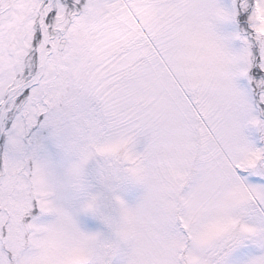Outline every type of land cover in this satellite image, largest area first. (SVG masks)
Masks as SVG:
<instances>
[{
  "label": "snow or ice",
  "instance_id": "1",
  "mask_svg": "<svg viewBox=\"0 0 264 264\" xmlns=\"http://www.w3.org/2000/svg\"><path fill=\"white\" fill-rule=\"evenodd\" d=\"M0 264H264V0H0Z\"/></svg>",
  "mask_w": 264,
  "mask_h": 264
}]
</instances>
